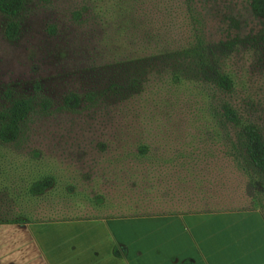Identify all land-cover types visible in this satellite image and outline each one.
Instances as JSON below:
<instances>
[{
    "label": "rangeland",
    "instance_id": "374dc122",
    "mask_svg": "<svg viewBox=\"0 0 264 264\" xmlns=\"http://www.w3.org/2000/svg\"><path fill=\"white\" fill-rule=\"evenodd\" d=\"M23 1L17 39L0 13V115L32 107L0 143V222L264 217L241 149L264 138V0Z\"/></svg>",
    "mask_w": 264,
    "mask_h": 264
},
{
    "label": "crops",
    "instance_id": "0c3cea01",
    "mask_svg": "<svg viewBox=\"0 0 264 264\" xmlns=\"http://www.w3.org/2000/svg\"><path fill=\"white\" fill-rule=\"evenodd\" d=\"M147 222L130 226L125 222ZM0 264H264L259 211L0 224Z\"/></svg>",
    "mask_w": 264,
    "mask_h": 264
},
{
    "label": "trees",
    "instance_id": "16d2710c",
    "mask_svg": "<svg viewBox=\"0 0 264 264\" xmlns=\"http://www.w3.org/2000/svg\"><path fill=\"white\" fill-rule=\"evenodd\" d=\"M261 9L264 10L263 7ZM24 10L23 0H0V13L11 19L8 23L5 34L9 40L17 39L19 24L13 19L20 16ZM221 85L225 90H231L232 81L228 77L221 78ZM31 104L27 101H18L6 112L0 115V143H15L21 135L22 126L31 112ZM224 117L233 125L239 123L237 114L230 108L225 107ZM241 149L249 166L256 173V179L262 182L264 189V138L255 126H245L241 135ZM145 151V148L143 149ZM143 152V151H142ZM142 154H145L144 152ZM51 187L50 182L36 183L31 188V193L36 196L43 195ZM0 215V221L3 220ZM5 223V222H4ZM16 221L13 224H19ZM3 224V222H0Z\"/></svg>",
    "mask_w": 264,
    "mask_h": 264
}]
</instances>
